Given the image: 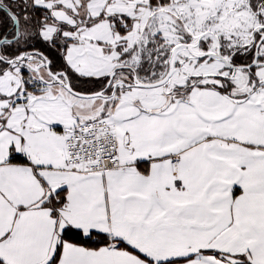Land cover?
Wrapping results in <instances>:
<instances>
[{
	"label": "snow or ice",
	"instance_id": "obj_1",
	"mask_svg": "<svg viewBox=\"0 0 264 264\" xmlns=\"http://www.w3.org/2000/svg\"><path fill=\"white\" fill-rule=\"evenodd\" d=\"M0 264H264V0H0Z\"/></svg>",
	"mask_w": 264,
	"mask_h": 264
}]
</instances>
